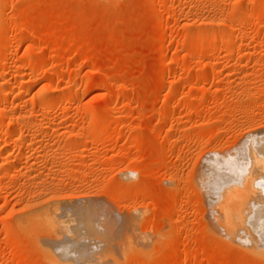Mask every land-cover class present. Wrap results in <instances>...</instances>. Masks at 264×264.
Here are the masks:
<instances>
[{"label": "rangeland", "instance_id": "1", "mask_svg": "<svg viewBox=\"0 0 264 264\" xmlns=\"http://www.w3.org/2000/svg\"><path fill=\"white\" fill-rule=\"evenodd\" d=\"M247 145L264 0H0V264H264L232 229L260 174L235 205L205 183Z\"/></svg>", "mask_w": 264, "mask_h": 264}, {"label": "bare ground", "instance_id": "2", "mask_svg": "<svg viewBox=\"0 0 264 264\" xmlns=\"http://www.w3.org/2000/svg\"><path fill=\"white\" fill-rule=\"evenodd\" d=\"M57 97V96H56ZM255 145V144H254ZM253 145V146H254ZM250 147V149H249V151H248V148ZM251 146V145H247L246 147H247V151H248V153L246 154V157L247 158H245V160H242V161H240L238 164H236V165H234L233 166V168L231 169V171L230 170H228V172H223V171H220V172H218L217 173V175H216V177H213V181H209L211 178H210V176H208L210 179H208V181L206 180V178H208V177H206V178H204V180H206L205 181V183L207 182V184L208 185H210V186H208V188L207 189H209V190H214V191H218L219 192V197L218 198H220L219 200L221 201V200H224V201H230V202H232L233 204L232 205H235V204H239L240 202H239V199H240V197L237 195L238 194V191H237V194L235 193V187L234 186H240V187H242L241 185H243L244 186V184H245V180L247 179V176L249 175H251L252 173H258V174H260V177H261V180H259L258 181V186L260 187V188H262L263 190H264V153L263 152H260V151H257L258 149V147L257 146ZM257 147V148H256ZM237 153V152H236ZM234 157V156H233ZM233 159V158H232ZM233 160H235V159H233ZM226 162V164H227V161H225ZM224 162V163H225ZM230 162V161H229ZM233 162H235V161H233ZM219 164H221V163H219ZM236 168H239V170H236ZM219 169V168H218ZM250 169V170H249ZM220 170V169H219ZM226 171H227V169H226ZM215 175V174H214ZM213 175V176H214ZM230 179V180H232V181H230V180H228V178ZM251 177V176H250ZM251 179H253V178H251ZM212 180V179H211ZM206 187H207V185H206ZM61 211V210H60ZM74 211V210H73ZM76 211V210H75ZM53 213H56L57 214V212H58V210H57V212H55V211H52ZM50 213H51V211L50 212H48V214H49V216H50ZM55 214V215H56ZM61 215V214H60ZM237 215V214H236ZM53 216V215H52ZM75 216V215H74ZM51 217V216H50ZM59 218V220H58V218ZM62 217V216H61ZM61 217L60 216H56V218L53 216V219L51 220V218H50V220L51 221H53V225L55 226V231H61V230H63L64 231V235H65V232L67 231V225L66 224H63V222L65 221H63V220H60L61 219ZM256 219V221H255V224H253V226L255 225V229H253L252 228V226H250L251 224L249 223V221H248V218H246V217H243V216H239V217H236V220H234V222H233V224H235V227H233L232 229H233V232H235L236 231V233H238V236L237 237H239V238H241L243 241H245V243L246 242H248V243H251V242H253L254 241V243H255V241H256V246L258 247V250H259V247L261 246V245H259L260 243H261V241L260 240H262L263 241V245H262V249H264V218H255L254 216L252 217H250L249 219ZM62 219H64V218H62ZM66 219V218H65ZM61 221H62V223H61ZM248 221V222H247ZM254 220H251L250 222H252V223H254L253 222ZM68 223V225H69V222H67ZM238 223V225L239 226H237L236 224ZM250 224V225H249ZM258 224V225H257ZM65 225H66V230L65 229H63V227H65ZM257 225V226H256ZM82 226V225H81ZM78 227V226H77ZM83 227V226H82ZM72 227H70L69 226V229H68V232L71 234V229ZM73 228H75L74 226H73ZM80 228V227H79ZM82 229V228H81ZM84 229V232H85V229L86 228H83ZM82 229V230H83ZM70 230V231H69ZM74 230V229H73ZM73 230H72V232H73ZM82 230H80L81 232H82ZM235 230V231H234ZM58 231V232H59ZM63 231H61L62 233H63ZM232 231V230H231ZM81 232H78L79 234H82ZM60 233V232H59ZM67 233V232H66ZM74 233L76 234V232H75V230H74V232L72 233V235L73 236H71L72 238H73V240H74V238H78V236H80V235H74ZM69 234V235H70ZM235 234V233H234ZM233 234V235H234ZM59 236L61 235V233L60 234H58ZM237 235V234H236ZM66 236L67 237H69L70 238V236H68V233L66 234ZM65 236V237H66ZM76 236V237H75ZM235 236V235H234ZM62 237V236H61ZM65 237L63 236V238H61L62 239V241H60V245H59V247H62V248H64L65 250H67V252H69V253H71L70 255H69V257L72 255V256H74V251H76V253L75 254H79V257H80V250H85V247L84 246H88V248L86 247V249H90L89 248V245H85V243L83 242V241H81V240H84V237L82 238V239H80V237L78 238L79 239V241L81 242V244L83 245L84 244V248L82 247V245H79V244H76L75 245V243H74V241L71 239V242L73 241V243H70L69 241V238H67L69 241H67L66 239H65ZM60 238V237H59ZM240 240V239H239ZM258 241V242H257ZM260 241V242H259ZM75 242H76V240H75ZM83 242V243H82ZM76 243H78V240H77V242ZM77 245L79 246V247H77ZM252 245H253V243H252ZM259 245V246H258ZM91 246V245H90ZM97 246V245H96ZM248 246H249V244H248ZM81 247V248H80ZM91 247H93V246H91ZM251 247V246H250ZM257 247H255L254 245H253V248L255 249V251L257 250ZM80 249V250H79ZM94 249H96V247L94 248ZM93 248H92V250H94ZM253 249V250H254ZM261 248H260V250H262ZM79 250V251H78ZM91 250V249H90ZM257 250V251H258ZM259 250V251H260ZM78 251V252H77ZM81 251V252H82ZM258 251V252H259ZM67 252H66V254H67ZM92 252V251H91ZM262 252V251H261ZM261 252H259V253H261ZM262 253H264V250H263V252ZM261 253V254H262ZM66 256V255H65ZM87 256V255H86ZM79 257L78 256H76V258H75V260L74 259H72V260H74V261H77L76 259L78 258L79 259ZM68 258V257H67ZM74 258V257H73ZM82 258V257H81ZM62 260V259H61ZM70 260V259H69ZM71 260V261H72ZM69 262V261H68ZM67 262V263H68ZM83 262V261H82ZM79 263H81V262H79Z\"/></svg>", "mask_w": 264, "mask_h": 264}]
</instances>
